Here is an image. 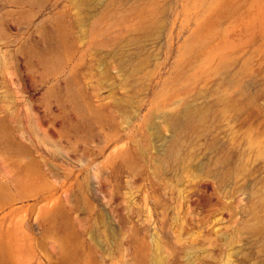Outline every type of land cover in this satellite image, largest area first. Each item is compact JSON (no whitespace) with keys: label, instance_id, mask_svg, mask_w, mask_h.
I'll return each mask as SVG.
<instances>
[{"label":"rangeland","instance_id":"1","mask_svg":"<svg viewBox=\"0 0 264 264\" xmlns=\"http://www.w3.org/2000/svg\"><path fill=\"white\" fill-rule=\"evenodd\" d=\"M0 264H264V0H0Z\"/></svg>","mask_w":264,"mask_h":264}]
</instances>
